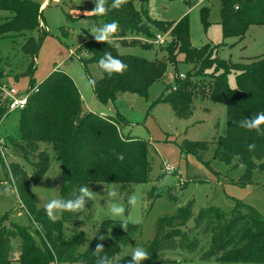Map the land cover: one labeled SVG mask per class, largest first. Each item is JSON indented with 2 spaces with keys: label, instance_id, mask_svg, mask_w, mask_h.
Instances as JSON below:
<instances>
[{
  "label": "trees",
  "instance_id": "1",
  "mask_svg": "<svg viewBox=\"0 0 264 264\" xmlns=\"http://www.w3.org/2000/svg\"><path fill=\"white\" fill-rule=\"evenodd\" d=\"M150 0H124L119 8L113 0H104L103 23L116 21L118 29L108 42L89 39L83 43L88 55L80 58L85 72L95 64L101 72L97 79H91L95 97L104 106H114L118 94L124 92L146 96L151 84L161 79L169 65L173 67L172 85L167 83L158 101L170 105L178 118H188L194 111L193 88L186 74L195 70L198 74L212 69L211 80L207 83L206 94L212 102H222L226 108V127L224 135L214 139V157L226 164L243 165L244 172L238 182H250L252 169L264 157V134L257 135L252 130L239 126V121L264 112V56L248 59L247 62H231L217 56L216 47L210 43L195 47L191 44L188 17L177 21H164L149 16ZM190 4L193 0H182ZM138 3L135 7L134 3ZM36 0H0V38L28 35L22 44L23 52L30 62L24 75L30 80L35 71L34 57L40 40L31 35L41 31L42 19ZM208 8L199 9L200 21L206 28ZM94 15V14H91ZM67 16H71L67 13ZM219 22L222 37L242 39L251 25H264V0H220ZM158 32L169 31L170 40L164 47L162 57L148 59L133 54L120 53L117 44L138 43L141 35L153 38ZM45 30V29H44ZM46 31V30H45ZM47 32V31H46ZM139 45L144 49L153 44L146 40ZM104 52H110L127 65L122 74L109 76L98 64ZM190 68L179 76L177 58ZM156 55V54H155ZM234 73L235 87H230L227 76ZM0 67V83L4 78ZM186 76V77H185ZM196 87L199 86L192 82ZM37 85L18 118L19 139L11 142L12 152L26 159L32 158L30 172L17 162L4 164L9 182L13 184L21 206L29 219L36 224L38 241L30 231L14 222L6 223L7 215H0V264H12L9 258L10 239H20L18 264H50L53 261H75L79 264H96L97 259L107 256L112 264H128L132 257L121 255V246L127 244L138 230L137 223L103 219L87 247L76 253L83 238L77 231L65 237L64 222L79 219V215L89 219L93 200H86L79 212H61V218L52 221L40 206L38 196L30 190V184L38 182L41 174L49 167L51 154L61 164L60 198H78L81 187L104 193L102 186L107 183L118 185L119 190L129 194L132 184L147 180L149 167L148 143L144 139L121 133L125 117L117 112V117L106 118L97 112L83 109L78 88L71 76L54 69L37 84L29 83L27 88ZM168 89V90H167ZM4 108H0V115ZM264 128V125H261ZM208 141L184 139L179 148L183 153H192L202 159L209 148ZM249 145H255L251 150ZM123 155V159H118ZM1 156V155H0ZM126 199V198H125ZM128 205L126 203L125 212ZM82 211V212H81ZM192 216L191 203L180 206L175 213L161 218L155 226L150 247L145 250L149 259L143 264H159L156 256L164 249H180L188 252L196 250L199 241L209 236V247L200 258L215 262L264 263V218L253 206L236 200L230 212L215 206L201 208L194 217L192 227L186 222ZM103 236L100 241L97 237ZM103 250L95 251L97 244Z\"/></svg>",
  "mask_w": 264,
  "mask_h": 264
},
{
  "label": "rangeland",
  "instance_id": "2",
  "mask_svg": "<svg viewBox=\"0 0 264 264\" xmlns=\"http://www.w3.org/2000/svg\"><path fill=\"white\" fill-rule=\"evenodd\" d=\"M50 1L51 6L43 8V28L47 32L43 29V36L40 30L31 33L33 37L40 40L34 57L35 71L31 80L29 76L23 74L30 62L29 56L22 50V44L28 35H20L0 38V67L5 73L2 81L14 86L17 90H23L29 86L30 82L33 84L41 82L55 67V69L67 72L74 80L82 84L85 90L83 95L91 99L94 95L91 79L99 78L101 72L95 64H90L89 74H87L80 58L88 55L83 43L89 39H95L88 30L104 24L102 18L95 17L98 14L92 12L95 8V0ZM52 3H57V6ZM134 5L139 6L137 2ZM202 6L209 9L206 28L200 21L199 9ZM219 8L220 0H193L190 4L182 0H150L148 13L152 19L174 22L187 16L191 44L195 47L205 43L218 45L216 51L219 58L231 62H247L254 57L264 56V25H251L240 40L234 37L223 38L219 22ZM67 13L71 16L68 17ZM1 14H6V12L0 11ZM152 30L154 34L158 33L155 28ZM141 37L151 42V37L144 35ZM169 40L170 36L166 34L163 42L152 43V48L144 49L139 45L143 40L136 38L132 41L138 43L132 45L118 43L117 48L120 53L152 59L165 54L164 47ZM177 62L179 73H185L190 68L189 64L182 61L181 54L178 55ZM172 72L173 67L169 65L164 76L149 86L146 96L130 92L120 93L115 99V106L109 108L110 112L106 118L117 117V112H120L127 120V123L122 125L121 133L147 141L149 151L147 180L143 183L132 184L127 195L121 192L118 185L114 183L104 184L103 194L88 188L91 193L90 198L94 202L91 217L86 219L79 215L76 221H65L63 224L65 237L77 231L83 232V238L76 248V253H81L87 247L98 224L103 219H113L138 224V230L133 238L121 246V255L131 256L136 247L145 249L150 247L155 226L161 218L175 213L180 206L187 203H191L192 216L186 222V228L193 226L194 217L201 208L215 206L225 212H230L236 200L253 206L264 218V157L256 162L252 169L250 182L244 185L238 182L244 172L243 165L226 164L214 157L215 144L213 141L217 136L225 133L226 108L224 103L212 102L207 97V83L212 78L213 70L207 69L201 74L195 70H191L189 74L186 72L193 88L195 106L193 114L188 118H178L168 103L158 101L167 83L173 84ZM227 80L230 87H235L233 72L228 74ZM192 82L199 86L196 87ZM93 99L96 104L92 102L90 105L92 110L98 112L106 109L96 100L97 98ZM19 113L18 109L11 110L1 121L0 137L5 141L6 150L4 157L0 152V159L6 165L9 162H17L23 169L30 172L32 158L28 160L17 156L11 150V142L19 139ZM184 139L210 142L201 160L192 153H183L180 150L179 144ZM1 160L0 215H7V224L14 222L25 226L38 241L37 226L29 219L21 206ZM166 166L173 168L167 171ZM60 182L61 164L51 154L49 167L41 174L37 183L30 184V190L38 196L40 206L45 208L50 199L60 198ZM112 191L117 193L115 198L109 195ZM133 198L135 203L130 205L129 200ZM113 202L124 208L127 203L128 210L123 217L113 218L109 215L108 210ZM59 218H61V212L57 214L56 219ZM20 243L18 237L10 239L9 258L12 264H18ZM208 247L209 236L207 235L201 238L193 252L164 249L158 252L156 259L159 264H264L218 263L203 260L200 255ZM50 264L79 263L53 261Z\"/></svg>",
  "mask_w": 264,
  "mask_h": 264
},
{
  "label": "clouds",
  "instance_id": "3",
  "mask_svg": "<svg viewBox=\"0 0 264 264\" xmlns=\"http://www.w3.org/2000/svg\"><path fill=\"white\" fill-rule=\"evenodd\" d=\"M124 0H113V6L119 8ZM106 9L104 7V0H95V8L92 12L103 15ZM118 29V23L112 21L110 23H104L100 27H93L88 30L99 42H108L113 38V34L116 33ZM100 69L111 76L113 73L122 74L126 69L127 65L122 62L120 59L114 57L110 52H104L103 56L98 61ZM264 125V112H260L254 117L245 118L239 121V126L243 129L252 131L254 130L257 135L264 134V128L261 127ZM255 145H249V149L254 148ZM118 159H123V155H118ZM80 196L74 200L65 199V198H53L50 199L45 205L46 215L52 221H55L57 214L60 212H79L85 206L86 200L90 199L91 193L87 187L80 188ZM113 198L117 196L115 191L109 193ZM135 199H130L129 204H134ZM109 215L113 218L123 217L125 214V208L120 204L113 202L109 208ZM98 240L103 241V236L97 237ZM103 250L102 244H97L95 251ZM131 261H128V264H143L146 260L149 259V253L143 247H136L131 254ZM96 264H112L111 260L107 256H102L97 259Z\"/></svg>",
  "mask_w": 264,
  "mask_h": 264
},
{
  "label": "built area",
  "instance_id": "4",
  "mask_svg": "<svg viewBox=\"0 0 264 264\" xmlns=\"http://www.w3.org/2000/svg\"><path fill=\"white\" fill-rule=\"evenodd\" d=\"M166 34L169 35V31L166 32H158L153 38H151V43L159 44L165 40ZM147 39H145L146 41ZM148 41V40H147ZM150 42V41H149ZM180 77L183 76V73L179 74ZM38 86L34 85L31 88H25L23 90H17L14 86L2 81L0 83V108H4V112L0 115V124L4 116L11 110L14 109H22L25 107L27 103V99L29 95L37 91ZM103 117H106V113L100 114ZM5 148V141L0 137V152L1 155L4 157ZM172 166H166L165 169L167 171L172 170Z\"/></svg>",
  "mask_w": 264,
  "mask_h": 264
},
{
  "label": "crops",
  "instance_id": "5",
  "mask_svg": "<svg viewBox=\"0 0 264 264\" xmlns=\"http://www.w3.org/2000/svg\"><path fill=\"white\" fill-rule=\"evenodd\" d=\"M39 4H40V6H39V10L41 11V15H42V19H41V21H40V25L43 27L44 26V23H43V8H47V7H49V6H51V1L50 0H41V1H39ZM52 4H54L55 6H57V3H52ZM90 14H92V13H90ZM55 69V67H53L52 68V70H54ZM51 70V71H52ZM71 76V75H70ZM71 78L73 79V77L71 76ZM73 81L75 82V84H76V86H77V88H78V91H79V94H80V97H81V100H82V106H83V109L84 110H87V111H92V112H97L96 110H92V108H91V106L90 105H92V102L93 103H95V99H93V98H96L95 97V94L94 95H92V97H91V99H88V98H85V96L83 95V93H85V90H84V87H83V85L82 84H80L79 82H77L76 80H74L73 79ZM91 87H92V85H91ZM92 91H93V89H92ZM94 93V92H93ZM92 93V94H93ZM97 100V99H96ZM115 102V101H114ZM96 104V103H95ZM114 106H115V104H114ZM105 108L106 109H102V110H100V111H98L97 113L98 114H101V113H106L107 115H109V113L108 112H110V110H109V108H112V105H107V106H105ZM208 261H211V260H208ZM215 262V261H214ZM219 263V262H218Z\"/></svg>",
  "mask_w": 264,
  "mask_h": 264
}]
</instances>
